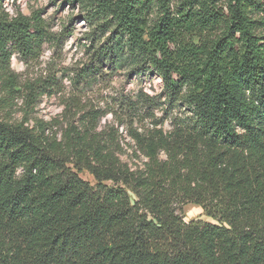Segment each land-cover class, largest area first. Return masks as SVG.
Returning a JSON list of instances; mask_svg holds the SVG:
<instances>
[{
	"label": "trees",
	"instance_id": "1",
	"mask_svg": "<svg viewBox=\"0 0 264 264\" xmlns=\"http://www.w3.org/2000/svg\"><path fill=\"white\" fill-rule=\"evenodd\" d=\"M62 2L93 27L89 80L150 70L181 115L131 134L132 169L95 123L57 136L0 114V264H264V0ZM45 38L39 12L0 0L10 93L11 55ZM188 203L211 221H184Z\"/></svg>",
	"mask_w": 264,
	"mask_h": 264
},
{
	"label": "rangeland",
	"instance_id": "2",
	"mask_svg": "<svg viewBox=\"0 0 264 264\" xmlns=\"http://www.w3.org/2000/svg\"><path fill=\"white\" fill-rule=\"evenodd\" d=\"M2 4L9 16L39 12L46 29L35 54L10 57L15 89L10 93L11 82L0 79L2 119L26 120L30 126L38 122L45 133L57 136L71 124L95 123L97 138L132 169L142 168L145 159L134 151L131 134H146L155 126L169 131L173 118L181 115L180 107L168 103L160 78L150 70L128 74L103 64L101 73L89 80L84 74L93 60L94 44L89 41L93 27L84 21L79 6L62 0H2ZM80 176L94 184L89 173ZM180 212L186 222L211 221L192 203L182 205Z\"/></svg>",
	"mask_w": 264,
	"mask_h": 264
}]
</instances>
